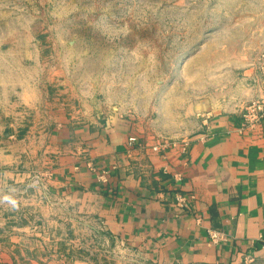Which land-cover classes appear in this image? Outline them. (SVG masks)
<instances>
[{"label":"rangeland","instance_id":"374dc122","mask_svg":"<svg viewBox=\"0 0 264 264\" xmlns=\"http://www.w3.org/2000/svg\"><path fill=\"white\" fill-rule=\"evenodd\" d=\"M261 53L264 0H0V108L5 93L38 87L53 111L188 141L201 103L244 109L254 98L245 71ZM5 123L24 135L23 122ZM60 221L44 224L42 248H8L0 264H150L94 215Z\"/></svg>","mask_w":264,"mask_h":264},{"label":"crops","instance_id":"0c3cea01","mask_svg":"<svg viewBox=\"0 0 264 264\" xmlns=\"http://www.w3.org/2000/svg\"><path fill=\"white\" fill-rule=\"evenodd\" d=\"M254 76L245 71L249 97L260 92ZM22 91L15 101L5 93L0 108V257L37 248L45 223L56 228L79 209L150 264H264V124L240 132L243 108L201 103L188 152H156L138 124L53 111L38 87ZM11 120L23 122L19 139ZM178 193L192 196L187 209Z\"/></svg>","mask_w":264,"mask_h":264},{"label":"built area","instance_id":"2783aa9c","mask_svg":"<svg viewBox=\"0 0 264 264\" xmlns=\"http://www.w3.org/2000/svg\"><path fill=\"white\" fill-rule=\"evenodd\" d=\"M252 68L255 70V76L253 77V83L259 88V94L254 98H251L245 105L241 113L240 132L247 130H257L264 124V53H261L255 62L252 63ZM137 142L136 137L129 138V144L133 146ZM181 147L183 153H187L190 141L183 140L173 143H161L158 142L154 147V151L165 149L169 147ZM192 196H187L182 193H178L175 196V203L181 209H187ZM209 236L214 244H218L223 240V235L215 230H209ZM257 242L261 243L262 249H264V234H262ZM253 259H249V262H253Z\"/></svg>","mask_w":264,"mask_h":264},{"label":"clouds","instance_id":"9594fccd","mask_svg":"<svg viewBox=\"0 0 264 264\" xmlns=\"http://www.w3.org/2000/svg\"><path fill=\"white\" fill-rule=\"evenodd\" d=\"M9 203H11L13 207H15V201H9Z\"/></svg>","mask_w":264,"mask_h":264}]
</instances>
